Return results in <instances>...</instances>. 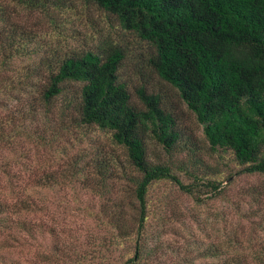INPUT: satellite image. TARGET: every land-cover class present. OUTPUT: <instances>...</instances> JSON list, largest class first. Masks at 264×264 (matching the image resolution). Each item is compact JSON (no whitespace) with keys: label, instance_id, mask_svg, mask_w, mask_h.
Listing matches in <instances>:
<instances>
[{"label":"trees","instance_id":"obj_1","mask_svg":"<svg viewBox=\"0 0 264 264\" xmlns=\"http://www.w3.org/2000/svg\"><path fill=\"white\" fill-rule=\"evenodd\" d=\"M83 1L114 15L123 28L152 48L149 55L141 54L146 64L194 113L211 151L232 153L240 165L237 171L264 174V0ZM69 2L0 0V69L16 55L33 53L34 64L27 65L28 73L44 79L38 88L39 104L49 106L54 98L71 89L74 94L65 98L61 115L72 106L76 113L70 117L76 125L109 131L111 140L123 148L125 158L103 151L95 160V168L102 178L123 176L132 181L133 187L130 200L112 204L115 209L108 218L114 229L112 238L95 242L90 250L75 253L68 262L65 252L57 249L59 257L54 264H80L104 257L109 249L131 236L135 250L122 264H142L141 236L148 217V190L153 183L161 179L173 181L198 202L222 194L225 183L198 169L174 165L172 156L185 149L194 152L197 142L187 128L179 125L177 113L172 105H166L160 88L149 89L144 81L134 85L133 97L119 74L124 45L105 42L87 49L62 53L53 49L36 55V33L17 21L14 13L21 7L51 16L52 9ZM5 118L6 121L0 118V152L10 148L12 156L0 158V249L23 244L25 236L35 237L33 222L21 214L34 210V194L50 188L59 178L55 171L37 174L28 167L32 183L20 184L22 174L10 166L26 157L21 150L13 152L17 137L25 129L9 125L12 116ZM149 139L164 148L168 160L149 157ZM79 162H75L69 175L78 176ZM176 168L184 170L189 181L185 182ZM247 196L256 205L239 215L237 228L227 231L224 241L230 251H223L222 245L214 241L202 252L211 256L207 264H264V187H254ZM125 203L129 212L124 209ZM241 219L251 221L244 239L239 234L244 228ZM0 264H19V260L7 259L0 253Z\"/></svg>","mask_w":264,"mask_h":264},{"label":"rangeland","instance_id":"obj_2","mask_svg":"<svg viewBox=\"0 0 264 264\" xmlns=\"http://www.w3.org/2000/svg\"><path fill=\"white\" fill-rule=\"evenodd\" d=\"M13 16L36 33V55L53 49L58 53L87 49L105 42L124 45L119 74L127 82L133 97L136 94L134 85L141 82L145 81L149 89L160 88L166 105H172L170 107L177 113L179 125L187 128L191 139L197 142L194 152L185 149L172 156L174 165L198 169L211 178L222 179V185L225 183L222 194L207 196L202 202L168 179L153 183L148 190V217L141 236L142 264H207L211 256L206 257L202 252L214 241L222 245L223 251H230L224 237L227 231L237 228L239 215L243 211L248 213L249 207L256 205L247 194L254 187L263 189L264 174L237 171L240 165L232 153H215L208 148L194 113L146 64L145 56L152 48L123 28L114 15L83 0H70L67 6L52 9L51 16L21 7ZM31 55L34 54L16 55L0 69V118L6 121L5 117L12 116L9 125L25 129L17 137V148L13 152L18 154L21 150L26 157L23 160L20 157L21 162L14 163L10 169L22 174L21 185L32 183L28 167L37 174L55 171L59 178L50 188L34 194L37 204L34 210L21 214L33 222L35 237L25 236L21 240L23 244L0 249V253L7 259L17 258L19 264H54L59 257L57 249H61L68 262L75 253L90 250L95 242L112 238L114 229L108 222L115 209L112 204L122 199L130 200L133 183L116 174L102 178L95 168V160L101 158L103 151H113L121 159L125 158V152L111 140L109 131L97 126L76 125L70 117L76 113L72 106L61 115L65 98L74 94L71 89L54 98L49 106L39 104L38 88L44 79L28 73L27 65L34 64ZM10 152V148H4L0 158L11 157ZM148 152L154 160L169 158L154 139L148 141ZM79 156H82L80 160ZM78 161V176L69 175ZM127 167L132 173L133 169ZM176 170L185 182L189 181L190 176L184 170ZM102 179H105L104 184ZM125 206L128 211L126 203ZM128 217L131 218L130 213ZM242 222L244 228L239 234L244 239L251 221ZM131 237L109 249L104 257L84 260L80 264H122L134 253L135 239Z\"/></svg>","mask_w":264,"mask_h":264}]
</instances>
